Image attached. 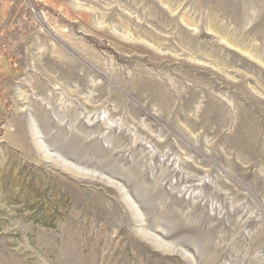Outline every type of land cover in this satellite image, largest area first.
Here are the masks:
<instances>
[{
	"label": "rangeland",
	"instance_id": "obj_1",
	"mask_svg": "<svg viewBox=\"0 0 264 264\" xmlns=\"http://www.w3.org/2000/svg\"><path fill=\"white\" fill-rule=\"evenodd\" d=\"M0 264H264V0H0Z\"/></svg>",
	"mask_w": 264,
	"mask_h": 264
},
{
	"label": "bare ground",
	"instance_id": "obj_2",
	"mask_svg": "<svg viewBox=\"0 0 264 264\" xmlns=\"http://www.w3.org/2000/svg\"><path fill=\"white\" fill-rule=\"evenodd\" d=\"M30 125H31V128H32V133H33V136L35 137L36 139V143L37 145L41 148V149H44L45 150V155L46 156H50L49 155V150L45 147V144L43 143L42 141V135L37 127V124L35 122V120L31 117V120H30ZM51 158V156H50ZM56 158L59 160V163L61 164H68V162H66L64 159H62L60 156L56 155Z\"/></svg>",
	"mask_w": 264,
	"mask_h": 264
}]
</instances>
